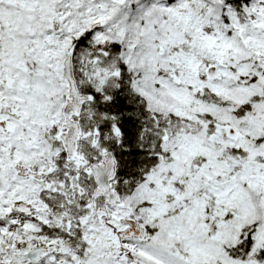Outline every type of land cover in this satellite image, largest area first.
<instances>
[{"label":"snow or ice","instance_id":"snow-or-ice-1","mask_svg":"<svg viewBox=\"0 0 264 264\" xmlns=\"http://www.w3.org/2000/svg\"><path fill=\"white\" fill-rule=\"evenodd\" d=\"M0 264H264V0H0Z\"/></svg>","mask_w":264,"mask_h":264}]
</instances>
